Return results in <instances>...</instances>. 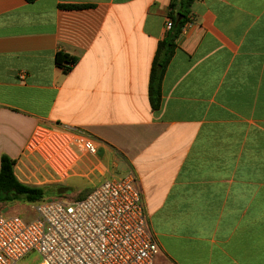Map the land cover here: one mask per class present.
Segmentation results:
<instances>
[{"label":"crops","instance_id":"crops-1","mask_svg":"<svg viewBox=\"0 0 264 264\" xmlns=\"http://www.w3.org/2000/svg\"><path fill=\"white\" fill-rule=\"evenodd\" d=\"M172 2L0 0V169L7 155L21 183L84 197L132 171L154 264H264V0H195L154 110ZM65 128L97 153L62 177L32 144Z\"/></svg>","mask_w":264,"mask_h":264},{"label":"built area","instance_id":"built-area-1","mask_svg":"<svg viewBox=\"0 0 264 264\" xmlns=\"http://www.w3.org/2000/svg\"><path fill=\"white\" fill-rule=\"evenodd\" d=\"M172 26L168 20L166 28ZM32 148L62 177L79 160L78 153H97L95 142L78 128L40 129ZM34 210L30 222L0 214V264H23L31 253L40 257L39 264H154L160 252L132 171L79 200L45 198L34 203Z\"/></svg>","mask_w":264,"mask_h":264},{"label":"trees","instance_id":"trees-1","mask_svg":"<svg viewBox=\"0 0 264 264\" xmlns=\"http://www.w3.org/2000/svg\"><path fill=\"white\" fill-rule=\"evenodd\" d=\"M28 3H34L37 0H26ZM195 0H173L171 4V15L177 14V18H173V26L167 32L165 38L159 43L154 62L152 65L149 97L152 108L158 109L161 101V89L165 72L168 68L172 57L176 50V42L182 33L183 28L189 20L190 9ZM63 9H81L83 6H60ZM76 61L74 58L62 53L56 56V62L62 66L64 62ZM15 162L7 155L1 158L0 169V204H13L23 200L29 203H36L46 198L48 194L53 192L62 193L63 190L55 189L47 191L44 188L32 187L21 183L14 174Z\"/></svg>","mask_w":264,"mask_h":264},{"label":"rangeland","instance_id":"rangeland-1","mask_svg":"<svg viewBox=\"0 0 264 264\" xmlns=\"http://www.w3.org/2000/svg\"><path fill=\"white\" fill-rule=\"evenodd\" d=\"M80 191H82V187H80V189L73 188L68 192L63 191L60 194L53 192L52 194H48L46 199L50 201L55 199H66L69 201L79 200L84 197V195L80 196L78 194ZM0 214L18 216L30 222L35 218L34 203L20 200L13 204H0ZM40 262L41 259L36 253H31L23 260V264H39Z\"/></svg>","mask_w":264,"mask_h":264}]
</instances>
